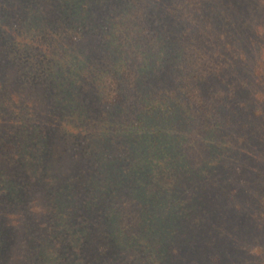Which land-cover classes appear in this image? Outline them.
Segmentation results:
<instances>
[{
    "label": "trees",
    "instance_id": "trees-1",
    "mask_svg": "<svg viewBox=\"0 0 264 264\" xmlns=\"http://www.w3.org/2000/svg\"><path fill=\"white\" fill-rule=\"evenodd\" d=\"M0 264H264V0H0Z\"/></svg>",
    "mask_w": 264,
    "mask_h": 264
},
{
    "label": "rangeland",
    "instance_id": "rangeland-1",
    "mask_svg": "<svg viewBox=\"0 0 264 264\" xmlns=\"http://www.w3.org/2000/svg\"><path fill=\"white\" fill-rule=\"evenodd\" d=\"M9 144V143H8Z\"/></svg>",
    "mask_w": 264,
    "mask_h": 264
}]
</instances>
